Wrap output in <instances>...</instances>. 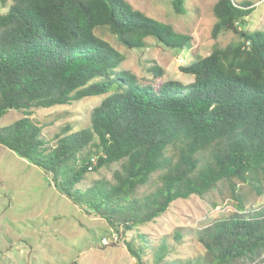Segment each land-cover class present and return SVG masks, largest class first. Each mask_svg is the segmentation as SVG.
<instances>
[{"label": "trees", "instance_id": "trees-1", "mask_svg": "<svg viewBox=\"0 0 264 264\" xmlns=\"http://www.w3.org/2000/svg\"><path fill=\"white\" fill-rule=\"evenodd\" d=\"M184 0H170L176 14ZM0 145L36 166L74 204L103 218L119 235L160 217L176 199L204 196L226 183L235 211L196 229L202 256L172 264H254L264 253V203L247 207L237 184L264 194V30L239 28L249 1L216 0L210 37L231 31L238 42L219 46L179 71L182 84L153 64L145 76L120 68L125 55L96 32L127 49L152 38L183 51L191 37L134 9L126 0H0ZM101 96L89 124L60 127L50 145L33 108ZM118 164L111 178H91ZM182 233H175L178 239ZM124 244L137 264L146 248ZM136 247V248H135ZM167 244L153 250L162 264ZM165 264H170L166 262Z\"/></svg>", "mask_w": 264, "mask_h": 264}, {"label": "rangeland", "instance_id": "rangeland-1", "mask_svg": "<svg viewBox=\"0 0 264 264\" xmlns=\"http://www.w3.org/2000/svg\"><path fill=\"white\" fill-rule=\"evenodd\" d=\"M126 1L134 9L192 38L191 45L179 52L162 47L152 38L146 39L147 45L143 49L132 50L120 45L109 33L97 30L100 37L125 55L120 68L138 76L147 75L145 69L157 64L164 70V79L188 84L192 76L181 73L179 66L206 56L213 43L224 46L238 42V35L231 31L219 33L216 39L210 37L215 21L212 7L216 0H184V12L181 14L174 13L170 0ZM235 1H249L254 7L244 27L239 28L264 30V0ZM101 98L85 97L68 105L33 108L29 117L42 126L43 135L53 145L55 135L66 122L74 126L73 129L87 126L89 113ZM21 116L23 112L9 110L0 117V126L8 125ZM117 166H102L90 173V177L110 179ZM237 186L247 207H258L264 203V194L256 196L247 186ZM236 203L228 185L221 183L204 196L176 199L154 221L139 227L129 236L119 235L103 218L67 199L36 166L0 145V264H137L124 244L125 240L131 239L137 247L136 233L144 234L154 246L145 249L142 260L146 264H155L153 250L158 249L164 240L168 248L162 264L195 259L204 254L196 240V229L235 211ZM176 231L182 233L178 239ZM114 235H117L116 239ZM254 264H264V253Z\"/></svg>", "mask_w": 264, "mask_h": 264}, {"label": "built area", "instance_id": "built-area-1", "mask_svg": "<svg viewBox=\"0 0 264 264\" xmlns=\"http://www.w3.org/2000/svg\"><path fill=\"white\" fill-rule=\"evenodd\" d=\"M114 238L116 239L117 238V235H114Z\"/></svg>", "mask_w": 264, "mask_h": 264}]
</instances>
